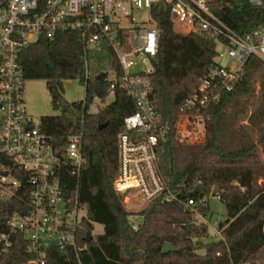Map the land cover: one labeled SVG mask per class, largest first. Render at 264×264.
<instances>
[{
    "label": "trees",
    "instance_id": "obj_1",
    "mask_svg": "<svg viewBox=\"0 0 264 264\" xmlns=\"http://www.w3.org/2000/svg\"><path fill=\"white\" fill-rule=\"evenodd\" d=\"M213 9L241 35L264 25V3L253 6L248 0H214ZM158 29V49L151 59L153 94L169 133L158 153L159 171L179 199L211 195L219 187V197L227 215L216 228L220 237H209L206 225H197L193 214L178 200H156L141 213L143 220L134 230L122 197L112 186L117 172V137L124 129L127 115L136 110L134 99L120 81L122 69L116 57L88 55L78 30L58 33L53 40L40 36L20 49L17 59L25 80H44L56 115L41 117L40 127L61 144L68 134L82 131L84 165L77 179L71 180L79 201L86 205V216L78 229L82 264H254L264 261V64L250 56L240 80L231 91H221L219 100L192 109L185 101L197 91L199 79L216 61V41L206 33H181L174 30L168 7L151 8ZM107 74L104 80L99 73ZM110 75V76H109ZM78 79L84 85L83 100L69 102L63 96L64 80ZM111 85H113L111 90ZM90 111L94 98L105 102ZM189 135L177 129L182 120ZM202 130L192 122L198 120ZM191 136V137H190ZM1 163V158H0ZM28 191L18 190L0 199V217L13 211L25 212ZM198 211L210 216L208 204ZM103 227L102 234L84 240L93 224ZM7 232L0 223V233ZM8 253L0 254V264H24L34 254L20 233H12ZM168 242L179 251L162 253ZM204 249L202 254L197 251ZM45 264H76L71 249L50 247Z\"/></svg>",
    "mask_w": 264,
    "mask_h": 264
},
{
    "label": "built area",
    "instance_id": "obj_2",
    "mask_svg": "<svg viewBox=\"0 0 264 264\" xmlns=\"http://www.w3.org/2000/svg\"><path fill=\"white\" fill-rule=\"evenodd\" d=\"M248 1L253 6L264 3ZM159 4L168 7L174 30L178 26L181 33H206L216 41V58L227 59L221 65L215 58L216 63L199 79L197 91L185 101L187 109L197 104L206 107L219 100L222 90L231 91L250 56L264 64V25L241 35L215 12L214 0H0V199L13 196L21 188L28 191L29 199L25 212L13 211L3 221L0 217L7 229L0 233V254L8 253L11 235L17 232L34 254L24 264H45L50 247L71 249L76 264H82L79 252L85 245H78L77 240L87 207L79 201L71 182L85 163L82 131L68 134L57 144L42 130L41 117L26 111L25 79L17 59L20 49L40 36L53 40L63 31L78 30L86 61L91 53L105 56L111 52L122 69L120 81L135 101L136 110L124 119V129L117 137V172L112 178L130 227L136 230L140 226L141 212L156 200H179L197 225L211 226L209 216L198 211L207 197L179 199L159 171L158 153L169 133L151 80V59L159 43L151 8ZM142 7L149 16L148 21L139 23L131 11ZM135 65L139 69L131 71ZM186 123H190L188 116L177 127L182 136L189 135ZM192 123L202 130L199 118ZM137 217L140 223H136ZM261 227L264 237V221ZM214 228L219 236L220 230Z\"/></svg>",
    "mask_w": 264,
    "mask_h": 264
},
{
    "label": "rangeland",
    "instance_id": "obj_3",
    "mask_svg": "<svg viewBox=\"0 0 264 264\" xmlns=\"http://www.w3.org/2000/svg\"><path fill=\"white\" fill-rule=\"evenodd\" d=\"M217 5V3H214V6ZM131 16L134 20L137 22L148 21V10L146 8L141 9H133L131 11ZM180 28L178 26H175V30H179ZM180 31V30H179ZM217 50H221V47L217 45ZM216 61L221 64L225 65L227 62V59L225 57H217ZM232 68H235V64H231ZM138 65H135L131 68V71L138 70ZM110 76V75H109ZM63 90V96L65 99L69 102H74V100H83L85 97L84 92V85L79 82L78 79L74 78V80H64L62 84ZM23 94H24V100H25V107L26 111H28L29 114H31L33 117L40 119L42 116L46 115H56L58 111H55L51 107V98L50 94L47 91L46 88V82L44 80H25L23 85ZM113 99V95L111 94L109 98L102 102L98 98H94L92 104L90 105L89 109L90 111H97L99 107H102L103 105L109 103ZM201 129V126L198 127ZM207 204L210 211V225L216 226L219 219H224L227 215V211L225 209V204L223 201L219 199V197L216 196H208L207 198ZM136 213V212H134ZM141 218L137 217L136 223H140ZM103 233V227L101 224L96 223L93 224V230L91 231L92 236L96 234H102ZM219 239V236L213 232L211 229L209 230V237L207 238H201L198 241H212ZM199 254H202L204 252V249L197 251ZM254 264H264V261H256Z\"/></svg>",
    "mask_w": 264,
    "mask_h": 264
},
{
    "label": "water",
    "instance_id": "obj_4",
    "mask_svg": "<svg viewBox=\"0 0 264 264\" xmlns=\"http://www.w3.org/2000/svg\"><path fill=\"white\" fill-rule=\"evenodd\" d=\"M171 18H173V16H171ZM107 74H105L104 72H101L99 73L98 75V79L100 80H104L106 78ZM9 161L6 160L5 163H8ZM221 190L220 188L217 186V187H214L212 190H211V195L212 196H215L217 194H220ZM92 238V234H90L89 232L87 233L86 237L84 238V240L86 241H89L90 239ZM163 249H162V253H167L169 251H179L180 248L179 247H175L173 246L172 244L166 242L163 246Z\"/></svg>",
    "mask_w": 264,
    "mask_h": 264
},
{
    "label": "crops",
    "instance_id": "obj_5",
    "mask_svg": "<svg viewBox=\"0 0 264 264\" xmlns=\"http://www.w3.org/2000/svg\"><path fill=\"white\" fill-rule=\"evenodd\" d=\"M210 215V214H209ZM210 217V216H209ZM208 227V229L210 230H212L213 232H216V229L213 227V226H207ZM219 237H220V235H219Z\"/></svg>",
    "mask_w": 264,
    "mask_h": 264
}]
</instances>
